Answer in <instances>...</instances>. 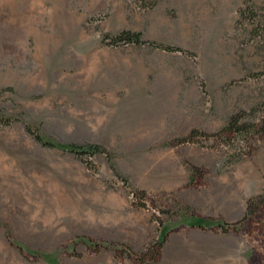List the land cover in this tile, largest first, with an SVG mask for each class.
I'll return each instance as SVG.
<instances>
[{"label":"rangeland","instance_id":"obj_1","mask_svg":"<svg viewBox=\"0 0 264 264\" xmlns=\"http://www.w3.org/2000/svg\"><path fill=\"white\" fill-rule=\"evenodd\" d=\"M263 110L264 0H0V264H264Z\"/></svg>","mask_w":264,"mask_h":264},{"label":"trees","instance_id":"obj_2","mask_svg":"<svg viewBox=\"0 0 264 264\" xmlns=\"http://www.w3.org/2000/svg\"><path fill=\"white\" fill-rule=\"evenodd\" d=\"M161 1L163 0H140L141 7L144 9H153L155 8ZM113 42L115 44H143L145 43L142 40L141 33H132L130 31H126L121 33L120 35L113 38ZM157 47L166 50V51H182L178 48H173L171 46H165L162 44H156ZM261 117L257 122H244L243 124H239V117H235L232 121L228 124V126L224 129L226 135L231 133L235 134L236 136L242 137L245 142H249L253 135H260V137L264 138V110L261 111ZM243 115H246L243 113ZM27 132L31 134L34 139L45 147L55 148V145L43 140L42 136L35 130L30 127H27ZM69 152L79 155L80 157L88 156L93 157L97 154H107V150L104 149L102 146L94 145V144H87V145H77L72 144L68 148ZM165 240H162L158 246V250L156 251L155 255L158 257L161 256L160 250L163 248Z\"/></svg>","mask_w":264,"mask_h":264}]
</instances>
